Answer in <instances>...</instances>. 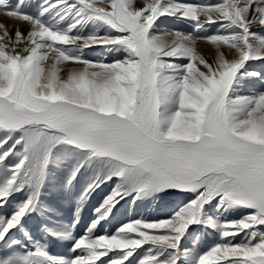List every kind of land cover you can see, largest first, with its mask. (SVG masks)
Returning a JSON list of instances; mask_svg holds the SVG:
<instances>
[{
	"label": "snow or ice",
	"instance_id": "6c2138e0",
	"mask_svg": "<svg viewBox=\"0 0 264 264\" xmlns=\"http://www.w3.org/2000/svg\"><path fill=\"white\" fill-rule=\"evenodd\" d=\"M0 13V264H264V0Z\"/></svg>",
	"mask_w": 264,
	"mask_h": 264
},
{
	"label": "bare ground",
	"instance_id": "6f19581e",
	"mask_svg": "<svg viewBox=\"0 0 264 264\" xmlns=\"http://www.w3.org/2000/svg\"><path fill=\"white\" fill-rule=\"evenodd\" d=\"M0 23L4 24L9 31L19 29L25 32V29L27 28V25L25 23L17 22L13 18L7 17L5 14H2V13H0ZM163 27H167L170 29H180L186 32L191 31V29L186 23L172 21V20H169L165 25H163ZM200 48L204 54L211 55V51L208 45L201 43ZM65 65L68 66V63H65Z\"/></svg>",
	"mask_w": 264,
	"mask_h": 264
},
{
	"label": "rangeland",
	"instance_id": "374dc122",
	"mask_svg": "<svg viewBox=\"0 0 264 264\" xmlns=\"http://www.w3.org/2000/svg\"><path fill=\"white\" fill-rule=\"evenodd\" d=\"M13 2H15V0H13ZM26 25H27V24H26ZM28 30H29V28H28V26H27V28L25 29V33H26ZM10 32H12V33L14 34L15 30L10 31ZM22 47H23V45H21V48H22ZM97 51H99V50H97ZM65 63H68V66L65 65V67H72V66L74 67V66H76V65H75V62H72V61H68V62H65ZM71 211H72L71 207L68 206L67 204L61 205V212H62L63 219H64L65 222H67V221L70 219V217H71ZM127 215H128V216H132V215H133V212H132L131 209L128 211ZM124 218H125L124 212H123V210H121V213H119V214L117 215V218L113 221L112 225H110V226H106V227H108L109 231H111L112 228L116 227V226L119 224V222H120L122 219H124ZM82 230H83V229H81V231H82ZM52 247H53V250H54V251H62V250H63V249L60 248V245L53 244Z\"/></svg>",
	"mask_w": 264,
	"mask_h": 264
}]
</instances>
